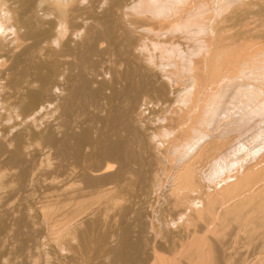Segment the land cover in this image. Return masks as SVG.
Here are the masks:
<instances>
[{
    "label": "bare ground",
    "instance_id": "1",
    "mask_svg": "<svg viewBox=\"0 0 264 264\" xmlns=\"http://www.w3.org/2000/svg\"><path fill=\"white\" fill-rule=\"evenodd\" d=\"M69 1L0 0V264H264V0Z\"/></svg>",
    "mask_w": 264,
    "mask_h": 264
},
{
    "label": "rangeland",
    "instance_id": "2",
    "mask_svg": "<svg viewBox=\"0 0 264 264\" xmlns=\"http://www.w3.org/2000/svg\"><path fill=\"white\" fill-rule=\"evenodd\" d=\"M76 1H77V0H72V2H71V0H70V1L68 2L69 5H68V4L64 5L65 8H66L65 10H71V9H73V8L75 7V4L77 3ZM225 1L227 2L228 0H223L224 3H223L222 1H221V3L225 4V3H226ZM72 4H73V5H72ZM227 4H228V3H227ZM227 4H226V5H227ZM18 12H20V11H18ZM104 44H105V43H104ZM104 44H103V46L106 45V44H105V45H104ZM105 59H106V60H109L110 57L107 56ZM111 59H113V58H111ZM106 66H107V65H106ZM106 66H104V67H106ZM44 175H45V177H44ZM44 175H43V179H44V180H47L46 182H49V181H50V178H49L50 175H49V173H48V172L46 173V171H45V172H44ZM41 178H42V177H41ZM47 178H49V180H48ZM41 180H42V179H41ZM11 185H12V184H11ZM11 185H10V186H11ZM12 186L14 187L15 184L12 185ZM127 198H128V197H126L125 199H127ZM125 199H124V201H123V198H122V199H121L122 201L117 202V203H118L119 205H121V204H122V205H127V204H128V201L125 200ZM121 202H123V203H121ZM124 202H125V203H124ZM108 215H109L110 217H112V216L115 215V213L113 214L112 212H110V213H108ZM209 236H212V237H213V235H211L210 233H209ZM239 239L241 240V241L239 240V245H240V246H246V245H247V243L245 244L246 239H245L243 236H240ZM242 244H243V245H242ZM1 254H2V252H0V256H2Z\"/></svg>",
    "mask_w": 264,
    "mask_h": 264
}]
</instances>
